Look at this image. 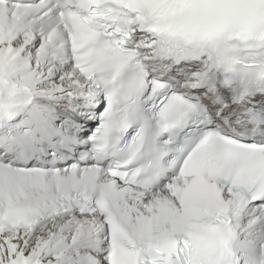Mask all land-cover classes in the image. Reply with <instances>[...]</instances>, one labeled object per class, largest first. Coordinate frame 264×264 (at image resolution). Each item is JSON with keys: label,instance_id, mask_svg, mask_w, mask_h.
I'll return each instance as SVG.
<instances>
[{"label": "snow or ice", "instance_id": "obj_1", "mask_svg": "<svg viewBox=\"0 0 264 264\" xmlns=\"http://www.w3.org/2000/svg\"><path fill=\"white\" fill-rule=\"evenodd\" d=\"M0 264H264V0H0Z\"/></svg>", "mask_w": 264, "mask_h": 264}]
</instances>
